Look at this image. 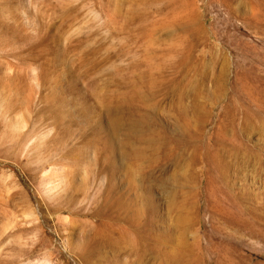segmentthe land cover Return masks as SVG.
<instances>
[{
	"label": "rangeland",
	"instance_id": "374dc122",
	"mask_svg": "<svg viewBox=\"0 0 264 264\" xmlns=\"http://www.w3.org/2000/svg\"><path fill=\"white\" fill-rule=\"evenodd\" d=\"M0 264H264V0H0Z\"/></svg>",
	"mask_w": 264,
	"mask_h": 264
}]
</instances>
